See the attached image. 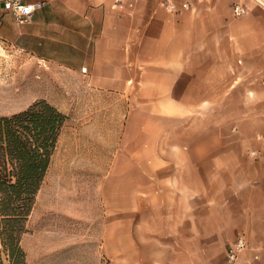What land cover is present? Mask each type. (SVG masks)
I'll list each match as a JSON object with an SVG mask.
<instances>
[{
	"label": "crops",
	"instance_id": "obj_1",
	"mask_svg": "<svg viewBox=\"0 0 264 264\" xmlns=\"http://www.w3.org/2000/svg\"><path fill=\"white\" fill-rule=\"evenodd\" d=\"M3 1L1 42L43 72L77 75L81 89L137 90L140 103L152 104L158 117L192 118L195 104L178 91L225 89L229 83L215 79L222 72L239 90L264 84V0H24L44 3L25 24ZM236 4L246 5L247 14L235 17ZM198 104L218 103L205 93ZM253 172L261 182L253 195L218 179L205 180L198 192L179 190L175 177L156 180L154 193L135 195L139 204L106 210L123 218L105 221L100 251L64 258L62 245L51 254V245L33 253L23 247L27 262L228 264L229 246L244 237L247 247L234 264H264V163Z\"/></svg>",
	"mask_w": 264,
	"mask_h": 264
},
{
	"label": "rangeland",
	"instance_id": "obj_2",
	"mask_svg": "<svg viewBox=\"0 0 264 264\" xmlns=\"http://www.w3.org/2000/svg\"><path fill=\"white\" fill-rule=\"evenodd\" d=\"M219 78L229 83L225 89L178 91L195 104L192 118L158 117L137 90L81 89L77 75L43 72L0 41V117L41 100L68 116L22 246L33 253L51 245V254L62 245L64 258L95 254L105 221L123 218L106 210L139 204L135 195L154 193L156 180L175 177L179 190L198 192L205 180L218 179L253 195L261 183L253 169L264 163V84L253 92L232 87L224 72ZM205 93L218 104L199 108ZM215 161L225 169H215ZM0 256L8 264L1 244Z\"/></svg>",
	"mask_w": 264,
	"mask_h": 264
},
{
	"label": "trees",
	"instance_id": "obj_3",
	"mask_svg": "<svg viewBox=\"0 0 264 264\" xmlns=\"http://www.w3.org/2000/svg\"><path fill=\"white\" fill-rule=\"evenodd\" d=\"M67 121L46 100L0 117V244L8 264H28L22 238Z\"/></svg>",
	"mask_w": 264,
	"mask_h": 264
},
{
	"label": "built area",
	"instance_id": "obj_4",
	"mask_svg": "<svg viewBox=\"0 0 264 264\" xmlns=\"http://www.w3.org/2000/svg\"><path fill=\"white\" fill-rule=\"evenodd\" d=\"M261 3L260 0H253ZM118 3H121L122 0H117ZM4 8L11 12L16 20L25 24L30 22L35 14L43 9L44 3L42 2H26L24 0H4L3 1ZM187 7L188 5H184ZM169 8L174 9L173 5H169ZM248 8L244 4H236L233 9V13L235 17H242L247 14ZM247 247V242L244 237H239L235 242H233L229 246L227 261L228 264H234L237 261L239 253L245 250Z\"/></svg>",
	"mask_w": 264,
	"mask_h": 264
}]
</instances>
